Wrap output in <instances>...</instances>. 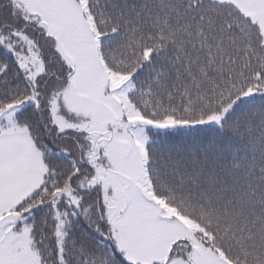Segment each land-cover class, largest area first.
Returning a JSON list of instances; mask_svg holds the SVG:
<instances>
[{"label":"snow or ice","instance_id":"1","mask_svg":"<svg viewBox=\"0 0 264 264\" xmlns=\"http://www.w3.org/2000/svg\"><path fill=\"white\" fill-rule=\"evenodd\" d=\"M0 264H264V0H0Z\"/></svg>","mask_w":264,"mask_h":264}]
</instances>
